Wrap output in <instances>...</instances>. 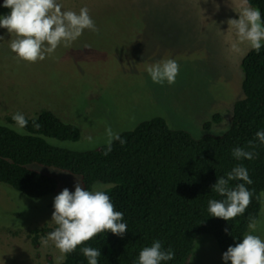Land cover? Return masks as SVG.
Wrapping results in <instances>:
<instances>
[{"label": "rangeland", "instance_id": "rangeland-1", "mask_svg": "<svg viewBox=\"0 0 264 264\" xmlns=\"http://www.w3.org/2000/svg\"><path fill=\"white\" fill-rule=\"evenodd\" d=\"M64 10L89 14L99 34L85 30L71 47H58L43 61H18L10 50L12 39L0 27V123L16 128L6 116L35 115L52 110L61 120L80 131L76 141L48 138L74 150L92 149L139 122L161 116L173 129H184L194 137L204 130L203 121L215 112L221 120L209 132L220 134L230 122L234 101L242 97L240 61L250 49L237 41L229 19H238L241 0H58ZM251 6V5H250ZM253 7V6H251ZM255 8V7H253ZM9 8L0 5V16ZM87 45V46H86ZM180 66L172 85L153 83L146 68L165 59ZM57 182L53 192L30 197L0 182V264H60L59 250L49 242L34 247L28 235L32 228L56 225L51 220L54 197L64 188L75 191L78 175L33 164ZM99 190L111 183L96 181ZM93 185L91 190L93 189ZM82 186V184H81ZM90 190V191H91ZM258 219L246 234L264 239V191ZM191 264L225 262L215 239L198 235Z\"/></svg>", "mask_w": 264, "mask_h": 264}, {"label": "trees", "instance_id": "trees-1", "mask_svg": "<svg viewBox=\"0 0 264 264\" xmlns=\"http://www.w3.org/2000/svg\"><path fill=\"white\" fill-rule=\"evenodd\" d=\"M247 2L259 9L264 19V0ZM240 67L243 95L234 101L227 130L220 134L209 132L212 123L221 120L219 112L203 121L200 137L170 128L163 117L153 116L117 133L120 139L112 140L108 152V143L74 150L50 142L48 138L76 141L80 137L75 124L61 120L50 109L25 116L24 134L0 123V182L14 190L30 197L55 190L56 179L33 164L78 175L82 187L89 191L96 181L112 184L103 191L115 210L123 213L122 222L128 230L122 237L110 231L98 234L67 254L60 264H88L83 247L100 250L98 264H133L142 248L155 240L161 241L162 250L174 252V258L162 264H191L198 235H211L221 254L243 239L260 215L264 191V143L256 137L258 131H264V46L259 53L249 49ZM6 119L14 122L12 116ZM235 148L252 152L254 158H234ZM238 165L247 169L253 181L245 184L252 193L250 204L230 221L210 216L208 201L224 199L212 185ZM239 183L245 182L232 180L228 187ZM51 231L45 226L30 229L32 245L37 247L39 238ZM47 258L51 264V257Z\"/></svg>", "mask_w": 264, "mask_h": 264}, {"label": "clouds", "instance_id": "clouds-1", "mask_svg": "<svg viewBox=\"0 0 264 264\" xmlns=\"http://www.w3.org/2000/svg\"><path fill=\"white\" fill-rule=\"evenodd\" d=\"M3 7L9 8L10 12L0 16V27L7 29L12 37L10 50L15 53L18 61L26 63L43 61L47 56L54 54L61 45L65 48L71 47L85 30L97 34L100 31L87 7H82L79 13L64 10L58 0H3ZM236 12L239 18L228 20L237 37V41L231 45L232 50L239 52V45L246 44L259 53L264 46V19L261 12L251 7L247 0H241L239 11ZM2 40L4 37L0 36V41ZM146 71L153 83L163 85L166 82L172 85L179 75L180 66L176 60L168 58L149 65ZM12 120L16 125L14 130L18 134H24L23 130L28 123L25 116L17 112L12 116ZM108 136L110 152L112 140L120 137L111 130L108 131ZM256 137L264 143V131H258ZM120 142L125 143L123 140ZM251 143L250 141L249 144ZM232 155L236 159L254 158L252 152L242 148L233 149ZM232 180H242L245 183L229 188V182ZM252 182L247 169L242 165L234 167L227 173L226 178H218L211 189L224 199L208 201L209 215L225 221L242 215L250 204L252 195L245 184ZM99 188V185H93L94 190L89 191L77 182L74 192L64 188L54 197L51 220L56 227L41 240V244L47 247L49 242H52L61 254L57 258L58 262L98 234L110 231L122 237L128 230L127 224L122 222L123 213L115 210L110 196ZM249 227L255 229L256 225L250 224ZM82 252L88 264H98V258L101 256L99 249L83 247ZM173 258L174 252L171 248L164 251L161 241L155 240L151 246L142 248L138 260L133 264H162ZM222 259L225 262L231 261V264H264V239L258 235L245 234L240 242L227 248L222 254Z\"/></svg>", "mask_w": 264, "mask_h": 264}]
</instances>
